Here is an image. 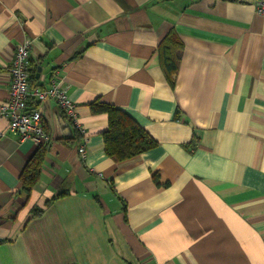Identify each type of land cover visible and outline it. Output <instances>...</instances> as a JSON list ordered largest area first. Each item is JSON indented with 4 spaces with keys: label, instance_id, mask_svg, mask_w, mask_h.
I'll list each match as a JSON object with an SVG mask.
<instances>
[{
    "label": "crops",
    "instance_id": "crops-1",
    "mask_svg": "<svg viewBox=\"0 0 264 264\" xmlns=\"http://www.w3.org/2000/svg\"><path fill=\"white\" fill-rule=\"evenodd\" d=\"M27 40L31 86L58 77L78 104L85 157L56 100L39 104L46 144L1 114ZM96 100L157 144L109 157ZM0 131V264H264V16L251 0H0Z\"/></svg>",
    "mask_w": 264,
    "mask_h": 264
},
{
    "label": "built area",
    "instance_id": "built-area-1",
    "mask_svg": "<svg viewBox=\"0 0 264 264\" xmlns=\"http://www.w3.org/2000/svg\"><path fill=\"white\" fill-rule=\"evenodd\" d=\"M257 12L264 16V0H251ZM31 49L29 40L19 45L11 62L10 90L8 99L1 107V114L9 121V130L15 133L19 140H33L39 144L49 143L52 139L43 123V111L40 102L46 99H54L63 109L67 118L82 134V142L78 151L82 157L87 155V143L89 136L86 134L79 121L78 104L70 98L67 88L63 86L60 78L55 77L48 87L31 86ZM38 101V106H30V100ZM5 132L0 131V138Z\"/></svg>",
    "mask_w": 264,
    "mask_h": 264
},
{
    "label": "trees",
    "instance_id": "trees-1",
    "mask_svg": "<svg viewBox=\"0 0 264 264\" xmlns=\"http://www.w3.org/2000/svg\"><path fill=\"white\" fill-rule=\"evenodd\" d=\"M164 61L167 69H177L178 62L172 54L167 53ZM30 106H38V102L30 104ZM91 110L95 113L108 114L109 126L104 134L105 151L115 161H121L140 154L157 144V141L149 132L123 109L96 100L91 104ZM42 153L39 151L23 172V188L26 192H30L39 179L42 169ZM66 193V191H61L59 195H65ZM40 212L41 210L36 208L35 214Z\"/></svg>",
    "mask_w": 264,
    "mask_h": 264
}]
</instances>
